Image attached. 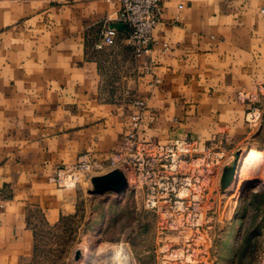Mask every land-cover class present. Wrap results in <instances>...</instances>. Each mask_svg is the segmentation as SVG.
<instances>
[{
	"label": "crops",
	"instance_id": "0c3cea01",
	"mask_svg": "<svg viewBox=\"0 0 264 264\" xmlns=\"http://www.w3.org/2000/svg\"><path fill=\"white\" fill-rule=\"evenodd\" d=\"M116 9L114 0H0V264L30 263L37 215L49 225L72 216L77 189L49 178L82 153L105 163L131 129L135 100L139 141L202 148L222 137L226 152L264 149V0H164L136 56L125 28L95 46ZM249 106L262 110L253 129Z\"/></svg>",
	"mask_w": 264,
	"mask_h": 264
},
{
	"label": "rangeland",
	"instance_id": "374dc122",
	"mask_svg": "<svg viewBox=\"0 0 264 264\" xmlns=\"http://www.w3.org/2000/svg\"><path fill=\"white\" fill-rule=\"evenodd\" d=\"M259 138V142L264 141V130ZM237 152L241 156L248 152L252 163L232 187L221 189L218 183L209 190L202 208L207 211L209 222L202 223L200 230L206 248L197 253L201 264H264V149L238 143L235 151H224L232 154L233 160ZM95 163L100 164L101 170L96 172L92 164L74 187L79 198L72 216L55 225L36 216L34 253L28 264H114L109 252L112 246L130 258L132 264H157L161 245H181L185 237L168 230L155 213L143 209L141 195L133 188L127 186L122 194H89L90 177L117 168L108 159ZM86 240L96 250L83 257L77 249Z\"/></svg>",
	"mask_w": 264,
	"mask_h": 264
},
{
	"label": "built area",
	"instance_id": "2783aa9c",
	"mask_svg": "<svg viewBox=\"0 0 264 264\" xmlns=\"http://www.w3.org/2000/svg\"><path fill=\"white\" fill-rule=\"evenodd\" d=\"M114 1L117 9L112 26L102 28L100 43L95 46L113 45L118 33L115 25L121 23L125 28L124 40L132 55L145 53L153 41L152 31L164 0ZM259 87L264 88V83ZM236 100L249 103L250 96L238 91ZM135 105L138 111L130 116L131 129L121 136L120 149L108 156V162L122 172L127 186L141 195L143 209L155 213L168 230L185 237L181 245H161L157 249V264H201L197 253L206 247L200 230L202 223L209 222L207 211L202 208L209 198V190L214 189V184L218 186L222 168L232 163L233 156L224 153L222 137H212L202 148L196 141L186 138L139 141L136 129L144 104L135 100ZM261 114L260 106H249L244 113V122L253 129L258 126ZM95 162L89 153H82L74 162L57 167L49 179L57 186L74 188L92 164L101 167Z\"/></svg>",
	"mask_w": 264,
	"mask_h": 264
},
{
	"label": "water",
	"instance_id": "95a60500",
	"mask_svg": "<svg viewBox=\"0 0 264 264\" xmlns=\"http://www.w3.org/2000/svg\"><path fill=\"white\" fill-rule=\"evenodd\" d=\"M110 26H112V24ZM115 27L118 30H121L123 25L117 23ZM238 153L239 152L235 153V159L237 158ZM235 159L232 161L231 165L225 166L221 170L219 178V186L221 189L225 188L233 179ZM89 181L92 186V190L89 194L94 196H101L108 192L122 194L127 188L125 178L118 168H113L102 175L92 176Z\"/></svg>",
	"mask_w": 264,
	"mask_h": 264
},
{
	"label": "bare ground",
	"instance_id": "6f19581e",
	"mask_svg": "<svg viewBox=\"0 0 264 264\" xmlns=\"http://www.w3.org/2000/svg\"><path fill=\"white\" fill-rule=\"evenodd\" d=\"M243 156H241L240 153L237 156V158H239V159L237 160L236 164L234 165L233 177H232L233 179L231 180V182L225 188H230V187H232L231 186L232 184H236V182L238 181V178H239L240 174L244 170L248 169V167L251 165L252 161H251V158L249 156V153L247 152L245 155L243 154ZM96 166H97L96 172L100 171L101 169L99 168V166L98 165H96ZM87 240L83 244L82 247H80V248L77 249V250H79L81 252V255L83 257L90 256V254L93 253L94 248L96 250V247H93L90 244V240L88 242H87ZM97 251H98V249H97ZM109 252H110V254L112 256H114V264H132V261L130 260V258H128L124 253L119 252L113 246L110 248ZM96 263L99 264V261H94L92 264H96Z\"/></svg>",
	"mask_w": 264,
	"mask_h": 264
}]
</instances>
